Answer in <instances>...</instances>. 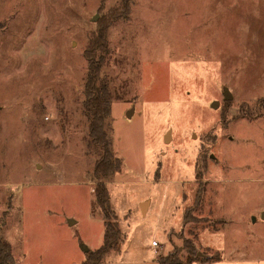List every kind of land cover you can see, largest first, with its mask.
Listing matches in <instances>:
<instances>
[{
  "label": "rangeland",
  "instance_id": "1",
  "mask_svg": "<svg viewBox=\"0 0 264 264\" xmlns=\"http://www.w3.org/2000/svg\"><path fill=\"white\" fill-rule=\"evenodd\" d=\"M122 1L0 0V234L15 264H85L103 244L82 101L84 50L111 8L122 166L106 185L122 238L100 264L176 247L185 261L184 240L193 264H264V0Z\"/></svg>",
  "mask_w": 264,
  "mask_h": 264
},
{
  "label": "trees",
  "instance_id": "2",
  "mask_svg": "<svg viewBox=\"0 0 264 264\" xmlns=\"http://www.w3.org/2000/svg\"><path fill=\"white\" fill-rule=\"evenodd\" d=\"M127 3L122 1L120 11L124 14L128 11ZM110 9L106 16L102 17L97 28L91 33L84 50L87 60V71L83 83V115L87 126V139L90 147L98 155L95 160L93 174L96 180L94 185V203L100 209L105 224L104 240L101 247L89 251L85 264H100L101 260L116 248L122 238V230L119 218L112 208L109 190L106 183L121 170L122 160L115 156L110 146L108 129L110 125L111 105L113 101L111 79L105 71L111 49L109 45V29L119 14ZM189 211L185 213V220L189 217ZM184 247L189 256L184 261L179 247L174 248L168 254L158 258L159 264H193L196 260L195 246L192 242L184 240ZM220 259L216 257L201 258L202 262H212ZM0 264H15L10 242L0 234Z\"/></svg>",
  "mask_w": 264,
  "mask_h": 264
},
{
  "label": "water",
  "instance_id": "3",
  "mask_svg": "<svg viewBox=\"0 0 264 264\" xmlns=\"http://www.w3.org/2000/svg\"><path fill=\"white\" fill-rule=\"evenodd\" d=\"M224 96H225V99H229L231 97L229 90L227 88L224 89ZM218 104H219L218 101H216L214 103V107L216 108ZM131 114L132 112H128V116H130ZM168 136H169V133L166 135V138H168ZM142 206H145V204H143ZM263 218H264V213H263ZM85 251H88V248H85Z\"/></svg>",
  "mask_w": 264,
  "mask_h": 264
},
{
  "label": "crops",
  "instance_id": "4",
  "mask_svg": "<svg viewBox=\"0 0 264 264\" xmlns=\"http://www.w3.org/2000/svg\"><path fill=\"white\" fill-rule=\"evenodd\" d=\"M143 204H145V212H144V215L147 214L150 210V207H151V202L149 200H145L143 202L140 203V206H142Z\"/></svg>",
  "mask_w": 264,
  "mask_h": 264
},
{
  "label": "built area",
  "instance_id": "5",
  "mask_svg": "<svg viewBox=\"0 0 264 264\" xmlns=\"http://www.w3.org/2000/svg\"><path fill=\"white\" fill-rule=\"evenodd\" d=\"M152 246H155L156 247V246H158V243L155 240H153L152 241Z\"/></svg>",
  "mask_w": 264,
  "mask_h": 264
}]
</instances>
